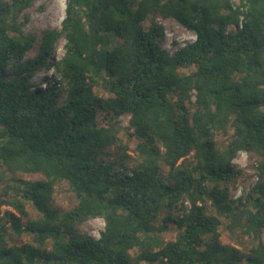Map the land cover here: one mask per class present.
Instances as JSON below:
<instances>
[{
	"label": "trees",
	"instance_id": "16d2710c",
	"mask_svg": "<svg viewBox=\"0 0 264 264\" xmlns=\"http://www.w3.org/2000/svg\"><path fill=\"white\" fill-rule=\"evenodd\" d=\"M38 1L0 0V264H264V0H66L39 37ZM152 16L195 41L168 52Z\"/></svg>",
	"mask_w": 264,
	"mask_h": 264
},
{
	"label": "rangeland",
	"instance_id": "374dc122",
	"mask_svg": "<svg viewBox=\"0 0 264 264\" xmlns=\"http://www.w3.org/2000/svg\"><path fill=\"white\" fill-rule=\"evenodd\" d=\"M66 0H41L35 3V5L28 9L26 12L29 22L26 25V32L35 33L38 37L48 29H60L62 22L65 17ZM151 21H154L157 26L162 28V39L161 46L168 52L173 53L178 48H181L188 43L194 41L196 36L193 32L186 30L184 27L179 25L177 22L171 19H163L160 16H152L146 25L149 26ZM65 41L63 40L61 44L57 47L56 55L57 59L63 57L65 53L64 49ZM28 56H35V52H29ZM45 75H42L43 78ZM129 116H125L122 119V126L128 127ZM227 141L226 136H218L217 142L219 145L225 144ZM234 163L243 170V177L239 178L237 181L238 189L232 192L233 197H238L244 191H248L250 186L254 185L258 180V177L254 174L252 169L253 165L256 163V157H252L247 153H240L239 157L234 160ZM18 179L23 180H37L41 179V175H16ZM51 205L61 209L62 211H67L76 205V201L71 195L68 185L65 182L59 183L57 187V193ZM29 214L36 216V212L29 205ZM105 222L103 219H92L85 222L80 226V230L96 239L100 237L101 232L104 230ZM177 232L175 230L170 231L162 235L164 241H170L175 239ZM12 242H29L30 237L23 235L22 237L10 236ZM264 238V235H263ZM221 241L223 244L236 245V241L229 235L225 230H222ZM243 246L239 248L247 252L252 245L250 239H243Z\"/></svg>",
	"mask_w": 264,
	"mask_h": 264
},
{
	"label": "built area",
	"instance_id": "2783aa9c",
	"mask_svg": "<svg viewBox=\"0 0 264 264\" xmlns=\"http://www.w3.org/2000/svg\"><path fill=\"white\" fill-rule=\"evenodd\" d=\"M195 41V40H194ZM193 42V41H192ZM184 47V46H183Z\"/></svg>",
	"mask_w": 264,
	"mask_h": 264
}]
</instances>
